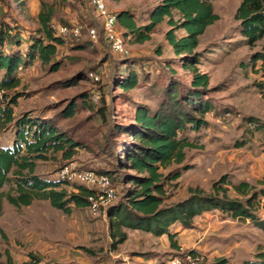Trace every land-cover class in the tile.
<instances>
[{
  "label": "rangeland",
  "instance_id": "obj_1",
  "mask_svg": "<svg viewBox=\"0 0 264 264\" xmlns=\"http://www.w3.org/2000/svg\"><path fill=\"white\" fill-rule=\"evenodd\" d=\"M241 1L213 0L214 11L219 19L207 27L196 49L200 57L199 71L210 75L204 99L213 104V110L206 114L208 127L187 133L197 146L185 150L184 163H175L161 169L165 175L182 170L180 178L167 181L166 204L188 197L189 188L192 187H200L205 192L212 193L213 182L225 174L232 181L238 172L237 159H241V153L227 151V157H234L232 160L220 158V161L215 162L214 152L220 149V145L229 150L235 147L234 143L245 140L252 146L254 139L261 140L263 137L260 133L255 134L257 130H253L248 124L249 117H257L259 123H264V65L262 60L253 59L255 54L264 53V37L254 46L247 43L241 32L240 21L235 18ZM42 3L53 6V24L79 27L81 33L79 37L73 33L66 37L67 43L60 47L59 58L62 66L58 71H52L49 65L41 62H35L28 69L21 70L23 84L18 91L23 95L15 107V116L29 113L31 117L48 118L57 129L76 140L79 147L69 159H65L61 151H49L47 160H37L35 173L55 175L64 165L105 171L111 175L118 191V199L112 205L125 203L126 190L134 187L126 175L136 172L123 166L121 162L124 160L125 144L133 139L127 134L117 133L116 128L133 121L138 105L145 104L153 111L157 110L162 101L168 99L166 89L172 82L187 90L191 84L192 73L184 68L182 58L175 54L166 39V32L170 29L167 19L157 26L152 39L144 43H134L123 36L128 54L120 56L109 50L100 28V17L89 0H67L65 3H55L53 0H0V17L8 15L16 19L24 28L25 35L29 36L30 32L41 27L39 15ZM106 3L113 12L129 9L141 14L139 24L148 21V11L156 4L154 0H106ZM92 27L99 30L98 40L91 36ZM117 27L122 32L119 25ZM176 33L181 36L185 32L180 29ZM79 42H85L87 46L78 47ZM132 67L139 70L141 83L135 89H122L119 83ZM96 76L99 77L98 81L94 78ZM73 78H77L76 83L66 85V81ZM7 93L13 94L14 91ZM94 93L100 95L98 102L93 101ZM85 94L90 95L92 102L83 101ZM73 101L78 105L75 116H64V109ZM14 128L13 124L0 127L1 146L10 144ZM240 133H243L242 136H239ZM185 164L190 165L191 169L184 170ZM10 175L13 178V174ZM11 187L12 183L6 184L0 189V194L11 190ZM230 191L231 196L245 200L236 196L233 187H230ZM2 203L0 251L8 249L15 252L16 262L19 261L20 254L27 256L33 253L39 257H47L37 247V239L43 238L44 234L52 243L58 244L59 241H70L74 232L79 236L83 233L84 236H91L90 231L93 229L96 232L95 237H99L98 244L95 239L91 245H86L96 250L104 242L103 236L110 229L108 211L98 216L102 217V221H90V217L95 215L89 207L74 206V218L78 223L75 228L73 217L66 216L47 200H35L30 206L16 207L3 197ZM255 205L259 210L258 204ZM218 213L220 221L225 220L218 224L220 229L223 225L222 231L228 238L218 241L219 247L210 252L197 248V251L206 256L202 264H217L221 258H226L229 261L227 264H242L244 260L251 259L252 254L249 251L257 255L260 250L257 247L260 245L261 249L264 248V235L261 238L253 235L256 232L252 229L253 223H230L233 218L231 215L220 209ZM59 216L68 219L67 222L64 223ZM51 221H61L62 225L55 232L49 233L44 229ZM188 234L187 232L186 236ZM142 235L144 234L136 235L129 231V241L124 244L125 249L134 247ZM79 236L76 241H72L73 244H80ZM110 237L112 242L113 238ZM153 237L157 238L155 241L158 254L166 260L181 251L190 250L182 246L181 249L172 251L167 236L161 238L153 234ZM153 237L143 240V248L154 243ZM188 238L187 236V240ZM253 241L259 242V245H255ZM111 242L110 247L113 249ZM79 246L76 248L79 249ZM79 250L90 255L82 249ZM147 263L158 264L159 259L152 258Z\"/></svg>",
  "mask_w": 264,
  "mask_h": 264
},
{
  "label": "trees",
  "instance_id": "obj_2",
  "mask_svg": "<svg viewBox=\"0 0 264 264\" xmlns=\"http://www.w3.org/2000/svg\"><path fill=\"white\" fill-rule=\"evenodd\" d=\"M53 1L65 3L67 0ZM154 1L155 6L148 11V21L139 24L141 14L121 9L115 12L117 25L122 29L123 36L134 43H144L152 39L157 26L167 19L170 29L166 32V39L175 54L182 58L184 68L192 73V79L187 90L172 82L166 89L168 99H164L157 110L153 111L145 104L138 105L133 121L116 128L117 133L127 134L133 139L125 144L121 163L136 174L126 175L134 185L126 190V202L112 205L108 210L112 246L116 247L127 239L124 231V227H127L156 236L166 234L171 245L179 250L181 247L175 241L177 233L171 231V226L180 223L184 228H190L197 216L213 209H220L235 219L250 218L255 226L264 231V219L255 213L258 209L255 205L258 204L257 198L264 191L256 190L255 185L246 181L234 184L226 174L213 182L212 193L192 187L189 188L188 197L171 204L165 203L167 181L180 178L182 170L165 175L161 169L175 163L183 164L185 150L197 146L187 133L209 126L206 114L213 110V104L204 99V94L210 83V75L199 71L200 57L196 49L207 27L217 21L219 15L214 11L213 0ZM53 15V6L42 3L39 15L41 27L30 32L29 36L25 35L24 28L16 19L8 15L0 17V90H4L0 99V127L10 124L15 127L13 143L0 146V189L8 183L13 186L0 194V214L3 197L16 207L30 205L34 199L50 200L54 207L70 214L73 206L88 207L89 196L94 193V189L78 184L69 191L62 187L63 182L59 178L36 174L37 160H47L49 151H61L64 158L69 159L76 153L79 143L57 129L48 118L31 117L29 113L15 116V107L23 95L18 91L23 84L19 75L21 70L29 68L36 61L49 65L52 71H58L62 66L60 47L67 43V39L54 29ZM235 18L240 21L242 35L250 46L264 37V0H242ZM180 29L185 33L178 36L176 32ZM77 46L84 47L87 43L79 42ZM253 59L262 60L264 65V53L255 54ZM134 67L121 79L119 85L122 89H135L141 83L140 72ZM76 81L77 78L69 79L66 85L75 84ZM83 99L84 102H92L90 95H83ZM77 107L76 101L71 102L64 109V116L74 117ZM249 120L257 121L254 117H249ZM244 142H237L236 145ZM183 169L189 170L191 167L185 164ZM96 171L111 176L108 172ZM229 186L243 195L245 200L231 196ZM79 249L93 254L91 248L79 246ZM259 249L254 259L245 260L243 264H264V249ZM29 257L28 261L18 264H50L40 263L39 256L33 253ZM13 262L8 249L0 251V264ZM225 263L226 258L217 261V264Z\"/></svg>",
  "mask_w": 264,
  "mask_h": 264
},
{
  "label": "crops",
  "instance_id": "obj_3",
  "mask_svg": "<svg viewBox=\"0 0 264 264\" xmlns=\"http://www.w3.org/2000/svg\"><path fill=\"white\" fill-rule=\"evenodd\" d=\"M119 10H121V9H118L117 11H119ZM36 62H40V61H36ZM26 69H28V68H26ZM23 70H25V69H23ZM19 75L21 76V72L19 73ZM21 78H22V76H21ZM22 83H23V79H22ZM255 119H257V117ZM249 123L250 124H248V125H250V127L253 130L254 129L257 130L255 132V134L260 133L263 136L260 138L261 140L254 139L253 140L254 143L252 144V146H250L249 145L250 143L246 142V140L241 145H236V143H237L236 142V143H234L235 147L232 149L230 148L231 150L230 149L227 150L228 149L227 147L224 148V145H220V149L217 150L216 152H214V161L215 162L220 161V160H218L220 158H222L223 160L224 159H227V160L231 159L232 160V158H234V157L233 156L227 157V155H228L227 151L235 152V153H237V152L241 153V155H240L241 159H239V158L237 159L238 164H239V168L237 170L238 172H237V175L235 174V177L232 180V182L234 184H239L242 181H246L250 184L255 185L256 190L264 191V132H263V129H264L263 124L264 123H262V122L259 123L258 119H257V121H252V122L249 121ZM254 123H256V125H254ZM259 126H261V127H259ZM253 130H252V132L254 134ZM238 132H240V131L238 130ZM243 132H244V130H243ZM13 134H14V131H13ZM242 134L243 133H240L239 136H242ZM14 139H15V134L11 138V142L9 145H11L13 143ZM219 143H217V144H219ZM3 147H5V146H3ZM36 174H38V173H36ZM41 175L45 176L46 178H55V179L58 178V174H55V175L54 174H52V175L41 174ZM229 187H231V186H229ZM68 190H72V189H68ZM234 193H236L237 197L244 198L243 195L238 194L235 190H234ZM263 194H264V192L260 193L259 195H263ZM35 200H43V199H34L33 202ZM47 201L50 202V200H47ZM50 204H51V202H50ZM30 205H22V206H30ZM82 208H86V207H82ZM263 211L264 210H262V209H259V210L257 209V211L255 213L257 215H259L262 219H264ZM63 213H65V212L63 211ZM40 215H41V213H40ZM65 215L73 217L72 223H73L74 227L77 228L78 223L74 218L75 214L73 213V208H72V212L70 214L65 213ZM218 216H219L218 209H213V210L204 212L203 214L197 216L194 219L193 226L190 228H184L180 223H175L174 225L171 226V231L173 233H177V235L175 237V241L178 243V245L180 247L185 246L188 249L196 248V250L198 248V250H204L205 252H210L211 250L218 248L219 247L218 243L220 241H223V240L225 241L228 238V237L224 236V233H223L224 231H222L223 225L221 226V229H220V225L218 224L219 222L220 223L225 222V220L220 221ZM59 217H61V216H59ZM60 219L64 223H66L68 220V219H66V220L63 219V217H61ZM95 220L102 221V217H98V216H95V217L91 216L90 217V221H95ZM226 221H228V220H226ZM240 221H244L247 224L253 223V222H251L252 220L250 218H246V219L232 218V220L229 222L230 223H239ZM60 225H62L61 221H59V222L51 221L48 224L47 228H45L44 230H47L49 233L55 232L57 230V228H60ZM110 229H111V227H110ZM110 229H108V231L103 236V240L105 243L103 242V243L99 244L98 248L96 250H93L91 248L93 250V254H90V255H87L86 253L80 251L76 247H77V245L78 246L81 245V246H86V247L90 248L86 244L91 245V243H93V241L95 239L97 242L96 244H98V238L99 237H95L96 232L93 229L90 231L91 236H90V234H88L87 236H84V233L81 236H79L77 234V232H74L72 238H70V241H64V242L59 241L60 243H58V244L52 243L51 240L46 236V234H44L43 238L39 237L37 239V247L41 253H46L49 257L48 256L47 257L40 256L39 257L40 263L52 264V263L58 262V263H63V264H148L147 262L150 259L157 258V259H159L158 264H161L166 260L165 257H162L158 254L159 251L156 247L157 243L155 241L157 238L155 239V237H153L152 233L144 232L142 230H135V229H130V228L124 227V231L127 233V239L123 243H120L116 247H113L114 250L111 249V247H110V245H111L110 244V242H111ZM252 229L256 230V232L253 235L258 236L259 238H261L264 235V231L262 229L258 228L257 226H255L254 223H253ZM129 231L132 232V234H136V235L137 234L138 235L144 234V235L141 236V240L139 242H137V244L134 245V247L129 246L128 250H126L124 247V244H127L129 241V238H128ZM187 232L189 233L187 235L189 237L188 238L189 240H187V236H186ZM77 236H79L78 239L80 240L79 241L80 244H73L72 241H76ZM164 236H167V235L165 234V235L159 236V237L162 238ZM152 237L154 238L153 239L154 243L149 244V246L147 248H143V246H142L143 240H148ZM167 238H168V236H167ZM214 243H216V244L213 245ZM253 243L255 245H259V242H256V241H253ZM169 244H170L169 246L171 247L172 251L178 250L177 248L173 247L170 242H169ZM146 245H148V244H146ZM212 245H213V247L210 249V247ZM259 246L257 248H259ZM9 252H10V255L12 256V260L14 262H16L15 261L16 253L13 252L12 250H10ZM249 252L252 254V257H251V259H246V260L254 259L256 253L252 252V251H249ZM257 252H259V251H257ZM18 258H19V261L17 263L26 262L30 259L29 255L23 256V254H20ZM227 263H229V261Z\"/></svg>",
  "mask_w": 264,
  "mask_h": 264
},
{
  "label": "built area",
  "instance_id": "obj_4",
  "mask_svg": "<svg viewBox=\"0 0 264 264\" xmlns=\"http://www.w3.org/2000/svg\"><path fill=\"white\" fill-rule=\"evenodd\" d=\"M89 3L98 13L100 17V28L104 33V38L108 44L109 50L120 56H126L128 50L125 46V41L122 32L118 29L117 15L111 11L106 3V0H89ZM57 34L67 37L70 33L75 36H80L79 27H69L67 25H53ZM93 39L98 40L100 34L96 27L90 29ZM111 52V51H110ZM96 81L99 77H94ZM4 90H0V99L3 98ZM92 95L93 101L98 102L99 96L97 93ZM58 178L63 182L66 188L73 189L74 185H84L94 189V193L89 196V209L95 216L107 212L108 208L114 204L118 199L117 187L107 174L98 173L93 169L77 168L72 165H64L58 171ZM257 203L260 209L264 210V194L259 195ZM264 213V211H263ZM206 260L204 253L197 250L181 251L178 254L170 257L161 264H202ZM12 264H18L13 262Z\"/></svg>",
  "mask_w": 264,
  "mask_h": 264
}]
</instances>
